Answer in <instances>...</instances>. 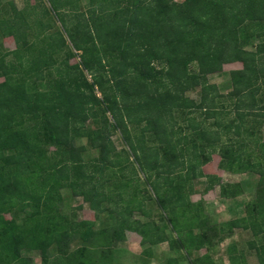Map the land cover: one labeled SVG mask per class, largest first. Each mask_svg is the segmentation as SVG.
<instances>
[{"label":"trees","instance_id":"obj_1","mask_svg":"<svg viewBox=\"0 0 264 264\" xmlns=\"http://www.w3.org/2000/svg\"><path fill=\"white\" fill-rule=\"evenodd\" d=\"M79 1L65 7L78 9ZM90 1L89 18L80 13L84 20L73 27L64 17L69 11L62 12L68 38L62 30L47 33V8L32 18L35 5L19 9L11 0L13 16L0 18V264H34L25 249L38 250L43 264H71L72 258H51V246L68 254L73 238L96 235L93 221L73 222L58 211L62 188L82 196L96 216L109 211L117 218L108 246L128 231L141 236L146 254L149 245L169 241L178 253L167 264H213L208 256L191 257L237 227L264 234V0ZM8 36L15 50L4 48ZM68 39L81 52L80 63L69 64L71 51L57 60ZM256 39L255 49L247 48ZM11 54L18 63L8 60ZM236 62L242 67L231 71L233 87L221 93L208 76ZM197 87L200 100L187 95ZM198 112L203 119L196 122ZM117 130L127 149L113 143ZM81 138L98 156L84 157ZM50 146L59 164H46ZM213 154L220 156V169L260 179L245 216L210 226L202 205L191 200L195 180L205 178L207 190L219 185L224 198L243 191L241 183L204 172ZM151 201L167 222L134 218L135 211L149 215ZM19 204L31 209L21 221ZM250 246L264 264V242ZM234 249L231 264H245L244 252ZM110 252L104 256L113 264Z\"/></svg>","mask_w":264,"mask_h":264},{"label":"rangeland","instance_id":"obj_2","mask_svg":"<svg viewBox=\"0 0 264 264\" xmlns=\"http://www.w3.org/2000/svg\"><path fill=\"white\" fill-rule=\"evenodd\" d=\"M17 7L19 9L26 8L27 5H35L37 7L35 9V12L31 15L32 18L40 17L43 10L45 8L50 10V13L45 16L44 21L51 22V28L48 30L47 33H53L57 32L59 30L64 31L61 21L59 20L62 18V12H65L66 10L69 11L67 14H64V17L68 23V26L75 25L77 21L84 20L83 17L80 16V13L86 14L85 18H89L90 10L93 6H91L90 0H80L77 4L78 9H73L72 7H65V3L70 0H13ZM177 2H182L184 0H175ZM11 0H2V3L0 4V18H8L13 16V11L10 6ZM64 5H63V4ZM58 4H61L64 9H61ZM71 9V10H70ZM35 26L29 27V41H33L34 38V32H36ZM31 28V29H30ZM70 31V30H68ZM75 32V31H74ZM65 33V31H64ZM66 38H68V35L65 33ZM261 40L256 39L254 40V44L248 46L249 49H255V45L259 43ZM3 46L6 50H15L17 48V44L15 42V39L12 36L5 37L3 40ZM44 43V42H43ZM42 45V44H41ZM73 52L75 55H72L71 59L69 60V64H76L80 63V51H77L74 49L72 43L67 41V45L65 47V50L60 51L59 54H57V60H62L66 56V52ZM8 60L18 63L15 59L14 55H9ZM242 63L236 62V63H229L224 65V69L220 72H216L213 74H209L208 78L209 81L212 84H216L219 88V91L224 94H228L233 85L231 80V71L232 69L241 68ZM191 70H196V65L191 64L190 66ZM51 73L50 77L47 79H52L56 72ZM50 73H45V75H48ZM88 76V75H87ZM90 78V76H88ZM4 81V78L0 76V82ZM98 96L101 97V93L97 92ZM187 95L200 100L201 95V89L200 87H197L195 89H192L187 92ZM111 117V115H110ZM196 122H199L203 119V117L198 112L196 114ZM214 119L208 120L209 123L213 122ZM179 124L182 126L187 125V121L183 120V118L179 119ZM87 126L89 128L94 127V121L89 120L87 122ZM262 137L264 140V124L262 126ZM112 135V141L116 145L117 149L121 150L123 148L127 149V145L123 140L122 135L120 134V131H114ZM249 140V139H248ZM77 144L79 146H85L84 149V157L89 159L91 157L98 156L99 150L97 148L90 147L88 143V139L81 138L78 139ZM56 150V147L50 146L47 151V159L45 160L46 164H59L60 156H56L54 154ZM133 159V157L131 158ZM220 161V156L218 154H213L212 159L210 162L205 164L203 166V170L207 172L208 174L211 173H217L220 172L218 163ZM220 174L224 177V180H233V182H240L243 187L242 194L238 196L235 199H224L221 196H219L218 193H216L215 198L210 199L207 209H204V214L208 215L211 218L212 223H219L222 224L226 222L225 220H232L237 217H242L246 215L247 213V203L251 200H253L256 196V191L258 188L259 183V175L256 173H239V174H231L229 172L225 173L223 175L222 172ZM141 178H143V174H140ZM140 184H143L140 180ZM206 186V179H196L195 180V194L203 193V190ZM143 187V186H142ZM62 195V200L59 203L58 211L65 215L70 221L76 222V221H82L84 219L91 220L95 224V229L97 230V233L94 237L88 239V240H82L81 238H73L70 243L68 244V254L61 251L59 248H57L56 245H52L49 252L51 258L54 256L62 255V258H64L62 261L66 262L69 259L72 258L71 264H109L110 259H106L104 254H107L110 252L111 259L113 264H163L165 262V259H167V256L165 254V250L168 249L167 242L161 243L158 245L155 249L157 254H159L158 257L154 258V260H150L147 257L146 254H143L142 250L144 249L145 245L141 243V236L132 231L127 232V236L125 240L114 242L113 245L108 246V242L110 240V234L109 229H111L115 224L117 223V218L110 215V212H104L100 214V216H96L95 212L90 208L89 204L84 200L82 196H76L73 194L72 190L70 188H62L59 190ZM201 193V194H202ZM200 194V196H201ZM192 197V195H191ZM199 198V197H198ZM22 205L19 204L17 206L16 212L18 214V220L21 221L24 216L28 215L31 211L30 207L27 206L26 208H21ZM145 211L149 213V215H144L142 211H135L134 212V218L139 219L142 221H148L150 219L155 220L157 223L161 224L163 222H167L165 215L166 213L163 212L158 205L154 202H147ZM5 218L11 220L12 213L6 212ZM167 234L175 235L171 228H167L166 230ZM109 235V236H108ZM223 236L227 237L228 239H224L222 242L220 241V249L216 254V261L217 263H223V264H231V261L229 260V255L227 252V247L230 244L234 245V251L238 254L240 252H244L245 256V262L246 264H260L256 250L251 248L250 242L254 241L256 244H260L264 242V234H260L258 236H254L250 229H244V228H235L232 233L230 234H224ZM109 239V240H108ZM112 243V242H111ZM84 247V248H83ZM79 248H82L81 250ZM126 252H125V251ZM76 251V252H75ZM72 252H75L73 256H70ZM238 252V253H237ZM129 253V254H128ZM234 253V252H233ZM234 253V254H235ZM131 254V255H130ZM162 254H165L163 256ZM23 255L31 258L34 264H43L41 253L38 250H32V249H25L23 250ZM160 255H162L160 257ZM67 256H70L67 258ZM110 256V255H109ZM111 263V262H110Z\"/></svg>","mask_w":264,"mask_h":264},{"label":"crops","instance_id":"obj_3","mask_svg":"<svg viewBox=\"0 0 264 264\" xmlns=\"http://www.w3.org/2000/svg\"><path fill=\"white\" fill-rule=\"evenodd\" d=\"M219 170H220V172L223 173V175H224L225 173H227V171H224V170H222V169H220V168H219ZM204 172H205V171H204ZM220 172H217V173H211V174H214V175L218 176V178L220 177L221 180H222V182H225V183H240L239 181H238V182H233V180H227V181H225V180H224V177L220 174ZM205 173H207V172H205ZM229 173H231V172H229ZM231 174H239V173H231ZM202 179H203V178H202ZM204 179H205V178H204ZM201 193H202V192H201ZM201 193H200V194H201ZM216 193H218L219 196H221V194H220V186H219V185H215L213 188H211V189H209V190H207V189L204 188L203 193L201 194V196H200L199 193H198V194H195V195L193 194L192 197H191V200H192L194 203H199V204H201V205H202V206H201L202 208L208 210L207 205H208L210 199L215 198ZM239 196H240V195H239ZM198 197H199V198H198ZM221 197H222V196H221ZM237 197H238V196H237ZM237 197H234V198H224V197H222V198H224V199H235V198H237ZM244 216H245V215H244ZM240 217H241V216H240ZM240 217H237V218H240ZM242 217H243V216H242ZM234 219H236V218H234ZM207 220H208V223H209L210 226H215V225H218V224H219V223H212L211 218H210L208 215H207ZM232 220H233V219H232ZM225 221H228V220H225ZM238 228H241V227H238ZM247 230H248V229H247ZM199 231H200L199 228H196V229H195V232H199ZM173 233H174V232H173ZM174 234H175V233H174ZM169 235L173 236L174 238L177 236V234H175V235L169 234ZM227 237H228V236H227ZM227 237L221 235L220 237H218V238H216V239L213 238V240H214L213 244L203 246V247H201L200 249L194 251V253H193L191 259H194V256H195V257H196V256H198V257L208 256V257H210V258L212 259L213 264H223V263H217V261H216V254H217V252H218L219 249H220V248H219V247H220V241L222 242L225 238L228 239ZM165 242H167V244H168V249L165 250V254H166V256H167V259H165V262H163V264H167V262H168L167 260H168L169 257H175V256H176V254L178 253V252L176 251V249H174V248L171 247L169 241H163V242H160V243H156V244H153V245H149L151 250H150V252H149L148 254H146L145 251H144V250L147 248L146 246H145L144 249L142 250L143 254H146L147 257L149 258V263H150V260H151V259L154 260V258H156V257L159 256V254H157L155 248H156L158 245H160L161 243H165ZM143 246H144V245H143ZM230 246H234V245H233V244H230V245L227 247V252H228V255H229V260H230V253H229V248H230ZM124 251H125V250H124ZM125 252H126V251H125ZM240 253H241V252H240ZM128 254H129V253H128ZM165 254H162V255L165 256ZM130 255H131V254H130ZM162 255H160V257H161ZM244 258H245V256H244ZM244 263L246 264L245 259H244ZM180 264H191V263H190L188 260H182Z\"/></svg>","mask_w":264,"mask_h":264}]
</instances>
